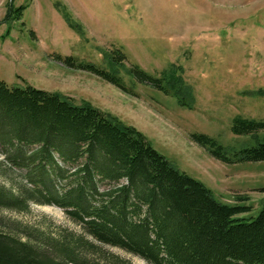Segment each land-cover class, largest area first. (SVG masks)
I'll use <instances>...</instances> for the list:
<instances>
[{"label": "rangeland", "instance_id": "rangeland-1", "mask_svg": "<svg viewBox=\"0 0 264 264\" xmlns=\"http://www.w3.org/2000/svg\"><path fill=\"white\" fill-rule=\"evenodd\" d=\"M10 4H26L20 18L5 19ZM138 71L160 83L140 80ZM0 80L118 116L221 201L248 197L238 201L251 206L241 216L254 218L264 205V161L224 163L191 139L205 133L230 155L255 144L231 128L237 116L264 120V0H0ZM6 167L0 147V183L18 182V170ZM0 230L84 236L61 208L37 203L0 209ZM84 238L100 248L83 249L90 261L148 264Z\"/></svg>", "mask_w": 264, "mask_h": 264}, {"label": "trees", "instance_id": "trees-1", "mask_svg": "<svg viewBox=\"0 0 264 264\" xmlns=\"http://www.w3.org/2000/svg\"><path fill=\"white\" fill-rule=\"evenodd\" d=\"M25 8L10 4L5 19L20 18ZM65 63L75 66L71 57ZM137 76L160 83L142 71ZM231 129L255 144L230 155L205 133L191 139L224 163L264 161V120L237 116ZM0 147L6 168L19 172L18 182L0 183V209L59 207L84 236L148 264H264V205L254 218L241 216L251 206L238 201L248 197L221 201L140 130L89 102L0 80ZM26 236L0 230V264H102L83 257V249H100L84 236Z\"/></svg>", "mask_w": 264, "mask_h": 264}]
</instances>
